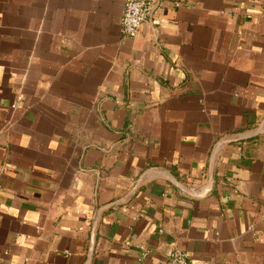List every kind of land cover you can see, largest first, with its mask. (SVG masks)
Returning a JSON list of instances; mask_svg holds the SVG:
<instances>
[{
  "label": "crops",
  "instance_id": "0c3cea01",
  "mask_svg": "<svg viewBox=\"0 0 264 264\" xmlns=\"http://www.w3.org/2000/svg\"><path fill=\"white\" fill-rule=\"evenodd\" d=\"M156 2L0 0V264H264V0Z\"/></svg>",
  "mask_w": 264,
  "mask_h": 264
},
{
  "label": "built area",
  "instance_id": "2783aa9c",
  "mask_svg": "<svg viewBox=\"0 0 264 264\" xmlns=\"http://www.w3.org/2000/svg\"><path fill=\"white\" fill-rule=\"evenodd\" d=\"M156 8V0H125L122 18L123 34L131 38L137 36L143 23L153 15ZM13 107L15 108L16 105ZM147 256L148 252H144L143 257ZM158 264H190V256L183 250L174 249Z\"/></svg>",
  "mask_w": 264,
  "mask_h": 264
}]
</instances>
